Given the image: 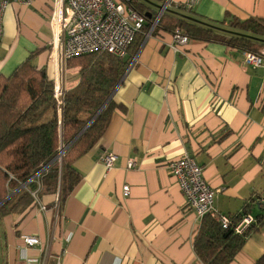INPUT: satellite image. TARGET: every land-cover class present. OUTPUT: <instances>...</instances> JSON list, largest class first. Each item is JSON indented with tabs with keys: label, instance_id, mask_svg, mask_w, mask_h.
I'll use <instances>...</instances> for the list:
<instances>
[{
	"label": "crops",
	"instance_id": "crops-1",
	"mask_svg": "<svg viewBox=\"0 0 264 264\" xmlns=\"http://www.w3.org/2000/svg\"><path fill=\"white\" fill-rule=\"evenodd\" d=\"M189 1L136 3L150 16L168 3V14L233 33H246L232 26L235 19L264 21V0ZM52 11L53 0L8 6L0 74L10 76L38 50L32 62L55 85L78 84L80 67L69 66L52 45ZM172 43L173 32L158 29L129 50L112 97L123 107L75 161L82 180L62 207L58 195L44 194L23 213L0 215V264L58 258L63 264H205L194 248L200 220L169 168L186 153L203 166L219 212L264 213V65L247 64L244 51L220 42L190 40L180 50ZM103 153L116 155L111 169L100 160ZM263 231L246 240L231 264H254L264 254ZM31 234L40 245L24 246L22 236Z\"/></svg>",
	"mask_w": 264,
	"mask_h": 264
},
{
	"label": "trees",
	"instance_id": "trees-1",
	"mask_svg": "<svg viewBox=\"0 0 264 264\" xmlns=\"http://www.w3.org/2000/svg\"><path fill=\"white\" fill-rule=\"evenodd\" d=\"M133 4L148 21L129 50L140 44L154 15L149 16L152 11L143 3L133 0ZM232 26L246 33L165 13L155 30L181 28L189 40L220 42L242 51L256 52L264 45V38L256 37L264 36V21L259 18L235 19ZM36 53L10 76L0 74V204L6 200L0 205V215L23 213L44 194L58 195L61 208L82 180L75 161L98 141L115 109L123 107L109 98L121 83L130 57L93 52L67 60L69 66L80 67V80L57 98L55 82L46 69L32 62ZM247 214H252L251 207L231 215L227 228L211 214L204 216L194 239L200 260L231 264L246 240L264 227V213H258L253 223L237 233L235 226ZM254 264H264V254Z\"/></svg>",
	"mask_w": 264,
	"mask_h": 264
},
{
	"label": "built area",
	"instance_id": "built-area-1",
	"mask_svg": "<svg viewBox=\"0 0 264 264\" xmlns=\"http://www.w3.org/2000/svg\"><path fill=\"white\" fill-rule=\"evenodd\" d=\"M198 0H190L192 5ZM31 5L34 0H0V44L4 32V14L12 3ZM167 4H163L153 15L150 29L146 35H151L156 29L159 20L167 12ZM147 17L135 8L133 0H53V11L50 17L52 32V45L60 50L61 57L69 60L73 57L87 55L93 52H108L118 57H127L129 47L136 36L143 32L147 24ZM189 37L181 28L173 32L171 47L180 50L189 43ZM245 61L254 67L264 65V45L258 51H244ZM59 84L55 85V96L62 95ZM100 160L111 169L114 166L116 155L103 153ZM135 165L134 160L129 161V166ZM172 174L177 178L183 190L188 205L192 207L200 220L211 214L223 227L231 225V215L221 213L215 206V191L204 176V168L195 157L186 153L183 157L169 163ZM130 185L123 186V194L129 196ZM36 196V192H33ZM255 217L247 214L235 226L237 233H242ZM23 244L33 247L41 244L37 235H23ZM55 264H63L58 258Z\"/></svg>",
	"mask_w": 264,
	"mask_h": 264
},
{
	"label": "water",
	"instance_id": "water-1",
	"mask_svg": "<svg viewBox=\"0 0 264 264\" xmlns=\"http://www.w3.org/2000/svg\"><path fill=\"white\" fill-rule=\"evenodd\" d=\"M149 16H150V15H149ZM113 93H114V91H113ZM113 93L111 94V96H110L109 99H112V97H113ZM90 123H91V122H90ZM90 123L86 126V128L90 125ZM86 128H85V129H86ZM65 149H66V148H63V149L61 150L60 156L64 153ZM37 176H38V174H37ZM5 201H6V200H4L1 204H3ZM1 204H0V205H1Z\"/></svg>",
	"mask_w": 264,
	"mask_h": 264
},
{
	"label": "rangeland",
	"instance_id": "rangeland-1",
	"mask_svg": "<svg viewBox=\"0 0 264 264\" xmlns=\"http://www.w3.org/2000/svg\"><path fill=\"white\" fill-rule=\"evenodd\" d=\"M150 1L153 2V3H156L157 0H150ZM255 212L257 213V210Z\"/></svg>",
	"mask_w": 264,
	"mask_h": 264
}]
</instances>
